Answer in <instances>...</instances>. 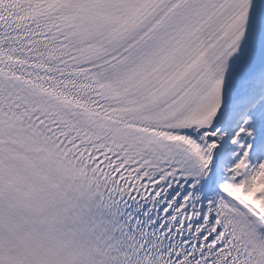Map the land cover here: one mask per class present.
I'll use <instances>...</instances> for the list:
<instances>
[{"label": "snow or ice", "instance_id": "1", "mask_svg": "<svg viewBox=\"0 0 264 264\" xmlns=\"http://www.w3.org/2000/svg\"><path fill=\"white\" fill-rule=\"evenodd\" d=\"M0 264H264V0H0Z\"/></svg>", "mask_w": 264, "mask_h": 264}]
</instances>
